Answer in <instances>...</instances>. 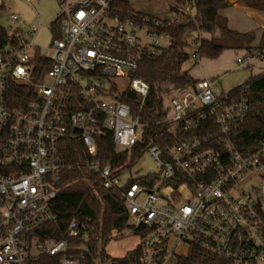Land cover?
Returning <instances> with one entry per match:
<instances>
[{
	"label": "built area",
	"instance_id": "1",
	"mask_svg": "<svg viewBox=\"0 0 264 264\" xmlns=\"http://www.w3.org/2000/svg\"><path fill=\"white\" fill-rule=\"evenodd\" d=\"M115 2L59 0L62 37H52L51 55L35 42L40 25L0 43V264H86L80 239L90 227L80 218L58 239L43 232L57 219L60 193L72 184L64 173L75 168L97 175L93 190L97 183L121 190L125 230L141 238L128 252L131 262L107 255L93 264H264V146L244 152L233 137L248 119V99L233 89L218 93L216 80H196L175 89L167 115L147 132L149 124L119 97L135 92L145 104L150 85L134 74L145 55L172 45L167 29L181 18H139ZM170 4L193 18L188 4ZM39 55L52 66L36 80ZM121 79L126 84H118ZM105 128L119 150L142 145L132 165L63 159L68 139L82 140L95 157V136ZM144 153L158 170L125 177ZM251 180L253 192L244 189ZM191 256L194 262H185Z\"/></svg>",
	"mask_w": 264,
	"mask_h": 264
},
{
	"label": "trees",
	"instance_id": "2",
	"mask_svg": "<svg viewBox=\"0 0 264 264\" xmlns=\"http://www.w3.org/2000/svg\"><path fill=\"white\" fill-rule=\"evenodd\" d=\"M178 5H189L194 10L193 18L171 6L172 11L181 18V22L167 31L173 38L172 45L160 55H145L134 76L147 81L150 91L145 104L142 106L141 96L135 92L126 91L119 99L128 103L131 114L141 122L149 124L147 132L153 133L157 129L154 123L167 115L169 99L176 88L194 84L196 79L188 71L182 69L189 60L190 54L186 48L188 37L193 33H209L211 38L199 39L197 55L210 59H217L228 49H245L247 55L264 58V35L260 45L252 46L254 32H240L230 28L228 20L220 11L227 7L228 0H171ZM246 5L264 10L262 0H243ZM115 6L124 9L126 13H137L139 18L149 16L133 9L129 0H116ZM151 16V15H150ZM152 18L154 16H151ZM52 37L61 38L60 20L56 17L52 22ZM11 34L0 26V43L10 39ZM0 44V45H1ZM36 68L34 78L40 80L52 66V59L39 55L35 58ZM243 86L233 89V95L246 97L249 101L250 112L243 126L234 132L236 146L244 152H253L264 146V71L253 75ZM75 109V106H74ZM97 155L93 157L82 140L68 139L62 144V157L72 164H80L92 159H101L103 163H110L114 167L130 166L141 154L142 145H136L132 151L119 150L113 132L105 128V132L96 135ZM98 179L97 175L86 168H75L64 173L65 182H72L57 198L54 209L57 219L44 225L43 232L51 233L55 239L65 232L74 216L80 218L90 227V241L86 264H93L95 259L107 256L104 246L113 238L115 231L127 228V210L125 199L118 189L99 186L93 190L91 182ZM83 237V235H82ZM83 241V239H80ZM131 253L121 258L131 262ZM194 262V256L185 260Z\"/></svg>",
	"mask_w": 264,
	"mask_h": 264
},
{
	"label": "rangeland",
	"instance_id": "3",
	"mask_svg": "<svg viewBox=\"0 0 264 264\" xmlns=\"http://www.w3.org/2000/svg\"><path fill=\"white\" fill-rule=\"evenodd\" d=\"M133 9L137 12H143L154 17L168 19L174 16L171 9L170 0H129ZM227 7L220 13L227 18L233 29L242 32H254L252 44L260 45L264 35V10L246 5L243 0H228ZM264 3V0H262ZM0 26L4 27L9 33L14 34L18 29L26 33L30 28H40L37 31L35 42L42 48L47 49V54L51 55L49 49L52 32L49 24L59 15V0H35L33 3L28 0H0ZM194 14V10H190ZM12 14H17L19 18H12ZM228 23V25H229ZM200 33H193L188 37L189 45L186 50L190 54L189 60L183 65L182 69L188 71L193 77H200L209 74L212 67H219V74H213L208 77L216 80V91L229 92L237 86L245 84L253 74L260 70L257 63L248 65L249 59L243 63L237 62L238 57H246L245 49L225 50L217 59L199 57L195 41ZM207 36H211L207 35ZM211 38V37H210ZM195 39V41H194ZM264 62L260 59L259 63ZM223 62H225L223 64ZM224 66L222 70L219 66ZM215 70V69H214ZM118 84H126V80L117 81ZM158 170L155 161L147 153H144L135 164L129 168L125 177L137 178L141 175ZM76 182L72 181V184ZM256 180H251L246 184L245 190L253 192V184ZM264 209V200L260 201ZM90 234L83 235L82 247L88 248ZM141 241L139 235L130 230L115 231L112 240L104 246L106 254L111 259H121L129 251L133 250Z\"/></svg>",
	"mask_w": 264,
	"mask_h": 264
},
{
	"label": "crops",
	"instance_id": "4",
	"mask_svg": "<svg viewBox=\"0 0 264 264\" xmlns=\"http://www.w3.org/2000/svg\"><path fill=\"white\" fill-rule=\"evenodd\" d=\"M229 23V22H228ZM229 26H230V28H232L231 27V25H230V23H229ZM233 29V28H232ZM236 30V29H235ZM240 32H242V31H240ZM245 32H247V31H245ZM207 35H210L209 33H201L199 36H197V37H195V39L196 38H198L196 41H195V39H194V41H195V43H196V45L199 43V39L201 38V37H203V38H210L209 36H207ZM252 46H256V45H254V44H251ZM198 46V45H197ZM258 46V45H257ZM230 50V49H229ZM233 50V49H232ZM241 50H244V49H241ZM245 52H246V50H245ZM251 57V55H247V52H246V57H244L243 56V58H245V60H247L246 58L247 57ZM260 59H264V58H256V57H251V58H249V62H248V65L249 64H251V63H257L258 65H260L259 66V68H260V70L261 71H259L258 73H255V74H253V75H256V74H259V73H261V72H263L264 71V62L263 61H261L262 63H259V61H260ZM237 62H238V58H237ZM225 62H223V64H224ZM220 67H221V69L222 70H225V67L224 66H221V65H219ZM215 69V70H214ZM217 69H219V67H212V68H210V72H209V74H204V75H202V76H200V77H194L196 80H200V79H205V78H209L208 77V75L209 76H211V75H213V74H219V71H217ZM210 79V78H209ZM242 86V85H241ZM238 87V86H237Z\"/></svg>",
	"mask_w": 264,
	"mask_h": 264
}]
</instances>
